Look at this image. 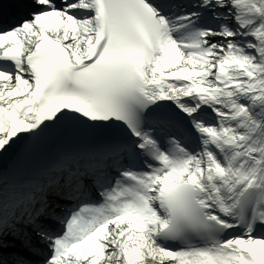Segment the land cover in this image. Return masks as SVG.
<instances>
[{"label":"snow or ice","instance_id":"snow-or-ice-1","mask_svg":"<svg viewBox=\"0 0 264 264\" xmlns=\"http://www.w3.org/2000/svg\"><path fill=\"white\" fill-rule=\"evenodd\" d=\"M0 264H264V0H0Z\"/></svg>","mask_w":264,"mask_h":264}]
</instances>
